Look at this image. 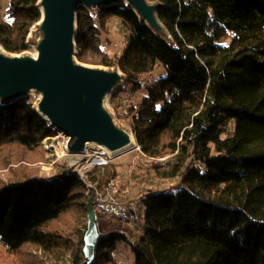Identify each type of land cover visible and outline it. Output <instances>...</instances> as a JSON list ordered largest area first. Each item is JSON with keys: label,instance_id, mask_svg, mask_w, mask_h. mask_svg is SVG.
I'll list each match as a JSON object with an SVG mask.
<instances>
[{"label": "trees", "instance_id": "trees-1", "mask_svg": "<svg viewBox=\"0 0 264 264\" xmlns=\"http://www.w3.org/2000/svg\"><path fill=\"white\" fill-rule=\"evenodd\" d=\"M154 1L172 43L126 7L77 9V61L118 67L125 76L111 98L137 91L141 75L164 68L126 111L127 126L144 156L163 159L150 163L154 176L177 180L145 196L139 241L118 230L101 234L91 264H120L119 244L130 249L134 264H264V0ZM2 2L1 48L30 51L27 38L41 18L38 0ZM112 17L128 32L117 58L100 43ZM33 106L31 96L0 104V152L44 153L42 141L56 132ZM115 170L95 168L90 180L103 190ZM86 191L76 174L64 171L1 183L0 246L16 255L29 245L49 258L85 264L84 234L74 233L69 220L84 217Z\"/></svg>", "mask_w": 264, "mask_h": 264}, {"label": "water", "instance_id": "water-1", "mask_svg": "<svg viewBox=\"0 0 264 264\" xmlns=\"http://www.w3.org/2000/svg\"><path fill=\"white\" fill-rule=\"evenodd\" d=\"M122 3L153 34L172 43L158 17V1L38 0L41 18L27 38V45L35 53L9 54L0 46V104L36 95L33 110L67 138L69 153L105 149L112 157L136 147L131 131L114 120L107 106L108 99L124 83V74L118 67L89 66L76 61L77 9L90 12ZM94 204L92 194L87 202L83 236L85 264L93 262L100 239Z\"/></svg>", "mask_w": 264, "mask_h": 264}, {"label": "rangeland", "instance_id": "rangeland-1", "mask_svg": "<svg viewBox=\"0 0 264 264\" xmlns=\"http://www.w3.org/2000/svg\"><path fill=\"white\" fill-rule=\"evenodd\" d=\"M117 7L122 10L120 5H117ZM5 9L6 2L0 3L1 14L4 13ZM98 10L93 9L90 12L96 13ZM127 35L128 32L122 26L121 20L116 17L110 18L104 30L100 33L102 49L111 58H117L124 51ZM25 53L34 54L35 52L31 48L30 51ZM85 65L101 66L95 64ZM164 72V68L158 67L154 73L141 75L140 89L135 92L129 88L123 89L115 98L108 99L107 106L112 111L114 120L117 123L128 128L127 123L130 118L126 111L135 108L146 95L143 85L164 76ZM31 97L35 103L38 97L34 94H31ZM55 132V136L42 141L41 147L44 153H38L37 156L24 152L17 147L4 148L0 152V184L22 179L27 173L43 178L61 175L63 171L65 174H76L85 183L87 191L84 192L86 197L84 217L82 216L78 220L71 217L69 220L72 222L73 232L76 234L85 233L87 202L92 194L98 193L103 198L99 200L95 197L94 209L100 213L99 220L98 218L96 220L98 233L101 235L118 230L123 231L132 242L139 241L145 227L143 207L145 196L164 191L177 182V180H160L154 176L150 163L163 159L147 160L137 147L112 157L92 152L69 153L66 151L67 138L61 132L57 130ZM56 149L61 151V156H55ZM106 164H111L116 168L115 176L109 182H112L115 187L110 195L117 199L119 203L117 208H113L107 200V191L100 190L97 184L90 180L95 168H102ZM114 258L120 264H134L132 252L123 244H119ZM0 264H70V262L68 256L56 259L54 257L49 258L28 245L16 255L8 254L0 246Z\"/></svg>", "mask_w": 264, "mask_h": 264}, {"label": "built area", "instance_id": "built-area-1", "mask_svg": "<svg viewBox=\"0 0 264 264\" xmlns=\"http://www.w3.org/2000/svg\"><path fill=\"white\" fill-rule=\"evenodd\" d=\"M136 147H137V146H136ZM137 149L140 150L139 147H137ZM145 158H146L147 160H154V159H152V158H148V157H146V156H145ZM113 189H115V187H114V184H113L112 182H109V183L104 187V190L107 191V194H108L107 200L109 201V203L112 205L113 208H117V207H119V203H118L117 199H116L115 197H112V196L110 195V192H111ZM94 195H95V197H96L97 199H99V200H102V199H103V198H101V196H100L98 193H96V194H94Z\"/></svg>", "mask_w": 264, "mask_h": 264}, {"label": "bare ground", "instance_id": "bare-ground-1", "mask_svg": "<svg viewBox=\"0 0 264 264\" xmlns=\"http://www.w3.org/2000/svg\"><path fill=\"white\" fill-rule=\"evenodd\" d=\"M120 6H121V8L123 9L124 7H128L125 3H122V4H119ZM87 152H91V151H86V152H84V153H87ZM92 153H95V154H106V155H110V153L107 151V150H105V149H103L102 151H100V152H92ZM120 153H123V152H120ZM120 153H118V154H120ZM118 154H116V155H118ZM62 155V153H61V151L60 150H55V156H61Z\"/></svg>", "mask_w": 264, "mask_h": 264}]
</instances>
